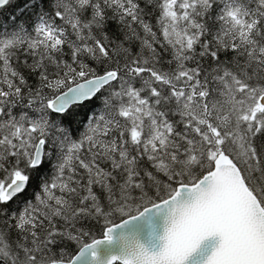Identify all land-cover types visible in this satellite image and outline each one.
Returning a JSON list of instances; mask_svg holds the SVG:
<instances>
[{"label": "snow or ice", "instance_id": "6c2138e0", "mask_svg": "<svg viewBox=\"0 0 264 264\" xmlns=\"http://www.w3.org/2000/svg\"><path fill=\"white\" fill-rule=\"evenodd\" d=\"M0 12V264H264V0Z\"/></svg>", "mask_w": 264, "mask_h": 264}, {"label": "water", "instance_id": "95a60500", "mask_svg": "<svg viewBox=\"0 0 264 264\" xmlns=\"http://www.w3.org/2000/svg\"><path fill=\"white\" fill-rule=\"evenodd\" d=\"M215 244V239L214 238H210L208 241L205 242V245H204V248H205V251L209 250L211 248L212 245ZM106 249H101L100 250V255L103 256L106 254ZM83 264H88V261H87V257H85L84 259V262Z\"/></svg>", "mask_w": 264, "mask_h": 264}, {"label": "trees", "instance_id": "16d2710c", "mask_svg": "<svg viewBox=\"0 0 264 264\" xmlns=\"http://www.w3.org/2000/svg\"><path fill=\"white\" fill-rule=\"evenodd\" d=\"M10 22V16L6 19L5 15L0 12V29L6 24Z\"/></svg>", "mask_w": 264, "mask_h": 264}]
</instances>
